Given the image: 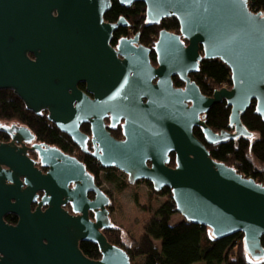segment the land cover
<instances>
[{
  "label": "water",
  "instance_id": "water-1",
  "mask_svg": "<svg viewBox=\"0 0 264 264\" xmlns=\"http://www.w3.org/2000/svg\"><path fill=\"white\" fill-rule=\"evenodd\" d=\"M116 1L124 7L142 3L146 25L177 20V34L157 35L156 67L137 35L111 46L113 33L126 26L123 18L104 21L111 0H0V90H11L36 115L46 111L82 153L126 175L129 185L169 188L183 220L207 227L214 239L241 233L248 257L264 259V186L213 160L193 134L199 128L208 145L251 138L241 115L252 102L264 118V13L252 12L248 0ZM210 59L230 70L231 87L206 96L189 75ZM173 77L184 86L174 87ZM223 101L233 132L216 133L203 118ZM106 117L109 128L122 122V140L110 135ZM83 123L90 126L91 153ZM15 128L0 131L19 143L33 139L26 127ZM31 149L48 168L45 175L33 168L24 146L0 143V167H7L0 169V264H131L101 232L113 227L111 201L84 165L48 145ZM171 154L174 167L168 165ZM37 191L44 194L31 212ZM67 204L75 216L63 209ZM8 213L19 217L16 226L3 221ZM80 242L96 244L100 259L84 256Z\"/></svg>",
  "mask_w": 264,
  "mask_h": 264
},
{
  "label": "trees",
  "instance_id": "trees-1",
  "mask_svg": "<svg viewBox=\"0 0 264 264\" xmlns=\"http://www.w3.org/2000/svg\"><path fill=\"white\" fill-rule=\"evenodd\" d=\"M248 5L254 13L264 12V0H248ZM120 17H124L129 22L133 31L140 32L141 42L144 45H150L160 30L170 33L179 31L178 22L174 17L163 19L159 24L146 25L145 6L142 3L124 7L116 0H111V8L104 15V20L112 23ZM129 30L127 28L117 29L113 40L121 35L129 34ZM190 79L206 96H211L217 88L231 87L230 70L218 59L202 60L199 70L192 74ZM173 84L180 86L181 82L174 77ZM79 87L83 89L82 84ZM229 115L230 108L223 101L213 105L203 119L206 125L216 133L223 130L233 132V129L228 126ZM0 120H16L30 129L38 141L58 146L63 152L76 157L94 176L99 186L109 182L116 185L118 189H122L128 184L124 180L120 181V178L116 176L119 171L115 168L104 169L92 157L82 154L68 136L59 132L46 119V112L36 115L27 110L23 102L11 90H0ZM241 122L252 133L251 138L239 137L216 145H208L199 128H194L193 134L206 146L213 160L233 168L236 173L264 186V118L256 114L255 102H252L241 115ZM86 129L87 127L83 130ZM168 165L170 167L175 165L173 154L169 157ZM141 182H145L154 192L149 182ZM102 190L111 198L108 191ZM154 193L167 196V199L153 211L152 217L138 239L132 238L116 226L115 229L104 232L109 243L124 249L131 264H264V259L259 260L263 261L260 263L250 260L244 254L241 233L214 239L210 230L205 226L183 219L176 222L173 217L178 213L171 200L170 189L165 187ZM121 234L127 237L128 242L121 240ZM156 242L159 243L158 246L155 245ZM261 244L264 248V237ZM79 248L89 259H100L96 244L83 242L79 244Z\"/></svg>",
  "mask_w": 264,
  "mask_h": 264
},
{
  "label": "flooded vegetation",
  "instance_id": "flooded-vegetation-1",
  "mask_svg": "<svg viewBox=\"0 0 264 264\" xmlns=\"http://www.w3.org/2000/svg\"><path fill=\"white\" fill-rule=\"evenodd\" d=\"M107 13V12H106ZM105 13V14H106ZM120 18H123L124 20H125V22H126V26H122V27H119V28H127V29H130L129 31H130V33L129 34H127V35H121V36H119V37H116V39L115 40H113V35H114V33H113V35H112V40L110 41V44H111V46L113 47V48H115V46L117 45V41L119 40V39H121V38H126V39H132V38H134L135 37V35H137L138 36V42H139V44L140 45H142V46H144V47H146V48H148V49H150V52H149V55H148V57H149V60H150V64L153 66V67H156L157 66V62H156V55H155V53H154V51H153V46H154V43H155V41H156V39L155 40H153L152 41V43L149 45V44H147V45H144V44H142V42H141V34H140V32L139 31H133L132 29H131V25L129 24V22L128 21H126V19L124 18V17H120ZM120 18H118V20L120 19ZM103 19H104V17H103ZM117 20V21H118ZM105 21V20H104ZM117 21H115V22H117ZM106 22V21H105ZM115 22H112V23H115ZM108 23H110V22H108ZM118 28V29H119ZM175 34H177V33H175ZM156 38H157V36H156ZM182 39V38H181ZM182 41L186 44V41L184 40V39H182ZM200 64V63H199ZM198 70H199V67H198ZM191 75L192 74H190L189 75V78L191 77ZM174 78V77H173ZM173 78H172V82H173ZM177 78V77H176ZM178 79V78H177ZM179 80V79H178ZM180 81V80H179ZM181 82V81H180ZM80 84H82L83 85V89H81L80 87H79V85ZM173 86H174V84H173ZM184 86V83L183 82H181V85L180 86H174V87H176V88H182ZM77 87H78V89H80L81 91H84L85 90V84L84 83H79L78 85H77ZM43 112H46V111H42L41 112V114L43 113ZM40 115V114H39ZM46 116H47V112H46ZM47 119V118H46ZM4 120H0V126H2V127H5L6 129H8V130H16V128L15 127H18V126H24V125H22V124H20L19 122L18 123H14V122H3ZM51 123V122H50ZM52 124V123H51ZM104 124H105V126H106V129L108 130V132L110 133V135L114 138V139H116V140H122L123 139V134H122V128H121V125H122V122H120V123H118L114 128H109L108 126H109V117H106V118H104ZM13 125H15V127H13L12 128V126ZM54 125V124H53ZM55 126V125H54ZM25 127V126H24ZM56 127V126H55ZM85 127H87V129L86 130H83V129H85ZM27 128V127H26ZM28 129V128H27ZM28 131H29V136H31V138H33L31 141H29V142H25V141H21L20 143L19 142H16V141H12L13 139H12V133H6V132H3V131H0V143L1 144H11V143H13V145H15L16 147H21V146H24L25 148H26V150H25V156L27 157V159L28 160H30L31 162H32V166H33V168L34 169H36L37 171H39L40 172V174L41 175H45L46 173H47V171H48V168H46V167H44V166H42V164H41V162H40V160H39V156H38V151L37 150H32L31 148H32V146L33 145H40V144H44V145H48L49 147H54V148H56V149H58V150H60V151H62L58 146H55V145H49V144H46V143H44V142H41V141H38L37 140V138H36V136H35V134L30 130V129H28ZM59 131V130H58ZM80 131L82 132V133H84V134H86L87 136H88V142H87V149H88V151L91 153L92 151H93V148H92V144L90 143V137H91V134H90V126H89V124L88 123H83L81 126H80ZM60 132V131H59ZM62 133V132H61ZM63 134V133H62ZM77 147V146H76ZM78 148V147H77ZM79 149V148H78ZM63 152V151H62ZM81 152V151H80ZM63 153H65V152H63ZM82 153V152H81ZM65 154H68V153H65ZM82 154H85V153H82ZM69 155V154H68ZM86 155H89L90 156V154H86ZM72 156V155H71ZM74 157V156H73ZM91 157V156H90ZM170 157V156H169ZM76 158V157H75ZM94 159V158H93ZM95 160V159H94ZM97 162V161H96ZM82 163V162H81ZM83 164V163H82ZM84 165V164H83ZM85 167V166H84ZM0 169H2V170H4V171H7V167L6 166H1L0 167ZM86 169V168H85ZM87 171V170H86ZM88 172V171H87ZM89 173V172H88ZM90 174V173H89ZM90 175H92V174H90ZM93 176V175H92ZM94 177V176H93ZM20 179V181L23 183L24 182V180H23V178L22 177H20L19 178ZM94 181H95V178H94ZM6 184H10L8 181H6L5 182ZM95 184L102 190V188H101V186H99L97 183H96V181H95ZM26 187V185H22V188L24 189ZM69 187H72V185H70ZM103 191V190H102ZM104 192V191H103ZM43 194H44V192L43 191H37L36 193H35V195H36V198H35V201L34 202H32L31 204H30V211L31 212H34L35 210H36V208H37V206H38V203L41 201V198H42V196H43ZM107 195V194H106ZM93 194L92 193H88V195H87V197H88V199H93ZM108 196V195H107ZM109 197V196H108ZM110 198V197H109ZM111 203V202H110ZM45 209H46V205H41L40 206V210L43 212V211H45ZM63 209L67 212V213H69L70 215H74L75 216V214L73 213V211H72V208H71V206H70V204H67V205H65L64 207H63ZM107 209H108V211H109V214H111V209H110V205L107 207ZM88 216H89V219L90 220H93V212L92 211H89L88 212ZM110 220V219H109ZM3 221L7 224V225H9V226H16L17 224H18V221H19V217L17 216V215H15V214H12V213H8V214H6L4 217H3ZM111 222V221H110ZM112 223V222H111ZM113 224V223H112ZM110 229H115V225L113 224V227H111V228H108V229H103V230H101V232L103 233V235H104V232H108ZM105 236V235H104ZM106 237V236H105ZM107 239V238H106ZM108 241V240H107ZM80 243H83V242H80ZM79 243V244H80ZM90 243V242H89ZM80 249V248H79ZM81 251V250H80ZM84 255V254H83ZM2 255L0 254V257H1ZM85 256V255H84ZM88 258V257H87ZM92 260V259H91Z\"/></svg>",
  "mask_w": 264,
  "mask_h": 264
},
{
  "label": "rangeland",
  "instance_id": "rangeland-1",
  "mask_svg": "<svg viewBox=\"0 0 264 264\" xmlns=\"http://www.w3.org/2000/svg\"><path fill=\"white\" fill-rule=\"evenodd\" d=\"M3 122L18 123L16 120ZM116 176L120 178V181L124 180L127 182V177L123 173L117 172ZM101 187L111 195L110 221L134 239H138L142 235L143 228L152 217L153 211L167 199V196L155 194V191L153 192L150 190L146 183L141 181H138L134 185L127 184L122 189H118L116 185L109 182L102 183ZM173 218L174 221H181L183 219L179 214L175 215ZM120 238L122 241L128 242L125 235L121 234ZM155 245L158 246L159 243L156 242ZM243 252L246 254L244 250ZM256 262L261 263L263 261Z\"/></svg>",
  "mask_w": 264,
  "mask_h": 264
},
{
  "label": "crops",
  "instance_id": "crops-1",
  "mask_svg": "<svg viewBox=\"0 0 264 264\" xmlns=\"http://www.w3.org/2000/svg\"><path fill=\"white\" fill-rule=\"evenodd\" d=\"M178 221H180V220H176V222H178Z\"/></svg>",
  "mask_w": 264,
  "mask_h": 264
},
{
  "label": "built area",
  "instance_id": "built-area-1",
  "mask_svg": "<svg viewBox=\"0 0 264 264\" xmlns=\"http://www.w3.org/2000/svg\"><path fill=\"white\" fill-rule=\"evenodd\" d=\"M262 13H264V12H262ZM218 89V88H217Z\"/></svg>",
  "mask_w": 264,
  "mask_h": 264
}]
</instances>
